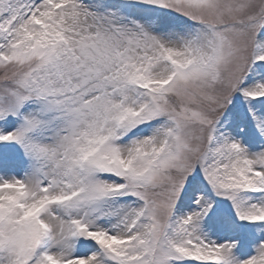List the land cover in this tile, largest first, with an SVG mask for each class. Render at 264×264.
<instances>
[{
    "label": "rangeland",
    "instance_id": "obj_1",
    "mask_svg": "<svg viewBox=\"0 0 264 264\" xmlns=\"http://www.w3.org/2000/svg\"><path fill=\"white\" fill-rule=\"evenodd\" d=\"M263 24L0 0V264H264Z\"/></svg>",
    "mask_w": 264,
    "mask_h": 264
},
{
    "label": "bare ground",
    "instance_id": "obj_2",
    "mask_svg": "<svg viewBox=\"0 0 264 264\" xmlns=\"http://www.w3.org/2000/svg\"><path fill=\"white\" fill-rule=\"evenodd\" d=\"M248 262H249V260H248V259H245V260L243 261V264H248Z\"/></svg>",
    "mask_w": 264,
    "mask_h": 264
}]
</instances>
